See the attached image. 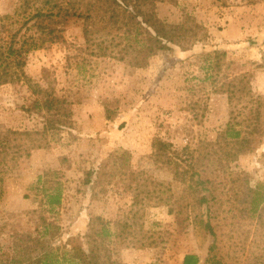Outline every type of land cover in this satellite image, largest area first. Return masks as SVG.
<instances>
[{
  "label": "rangeland",
  "instance_id": "1",
  "mask_svg": "<svg viewBox=\"0 0 264 264\" xmlns=\"http://www.w3.org/2000/svg\"><path fill=\"white\" fill-rule=\"evenodd\" d=\"M17 5L18 0H0V16L7 25L15 24ZM144 11L172 24L190 15L205 26L210 38L189 52L175 49L140 57V66L135 67L130 57L120 61L94 55L96 46L88 48L83 23L71 22L66 34L69 44L37 52L25 66L28 78L42 83L47 78L56 94L71 103L73 128L55 134L42 136L43 118L32 109L34 98L26 85L0 87V149L5 146L8 155L5 195L0 202V244L6 246L15 232H35L40 198L28 188L38 176L48 186L53 180L62 185L63 206L57 221L62 235L58 240L74 241L87 252L95 246L90 236L97 237L101 227L99 222L91 224V218L126 220L131 216L136 185L148 181L152 191L158 184L163 188L147 202L131 234L109 243L112 261L181 264L186 255L196 254L200 264H208L218 251L210 249L214 237L192 226L183 230L169 213V206L187 199L188 192L163 165L162 145L171 144L168 151H179L191 144L197 152L198 174L222 183L221 254L236 256L239 244L242 261L253 254L264 264V233L251 228L243 243V231L236 227V209L227 213L236 190L250 193L264 181V132L254 134L248 127L255 102L264 101V0L149 2ZM122 44L117 38L116 50ZM210 50L227 52L220 76L202 69L204 65L196 57ZM232 83L241 88L237 94L235 89L233 97L213 93L215 87ZM261 113L264 126V104ZM26 131L32 132L34 141L18 135ZM227 143L231 144L229 150L241 145L244 152L218 177L214 167L201 161V155L223 152ZM18 144L21 153L15 148ZM100 164H108L105 193L101 188L85 191V174ZM96 192L100 193L94 197ZM113 232H118L116 227ZM151 233L162 243L156 248L140 247L138 241ZM104 250L96 255L104 256Z\"/></svg>",
  "mask_w": 264,
  "mask_h": 264
},
{
  "label": "trees",
  "instance_id": "2",
  "mask_svg": "<svg viewBox=\"0 0 264 264\" xmlns=\"http://www.w3.org/2000/svg\"><path fill=\"white\" fill-rule=\"evenodd\" d=\"M149 2L174 4L176 0H18L14 25H7L0 16V87L19 84L28 87L34 98L32 109L38 111L43 118L44 135L42 136L73 128V113L68 98L57 95L47 82V78L43 80L46 83L28 78L25 69L28 59L37 52L50 51L55 46L69 44L66 34L71 22L74 21L83 23V34L88 48L96 46L94 55L104 58L114 57L120 61L130 57L135 67L140 66V57L150 58L158 53L175 49L189 52L196 47L195 44L209 40L205 26L196 22L190 15H186L180 23H168L158 18L157 14H148L144 11L145 5ZM117 38L124 42L120 50H116ZM196 57L204 65L202 69L211 71L212 75L220 76L227 52L210 50ZM235 89L237 94L241 88L235 83L222 84L219 88L215 87L213 93L228 94L229 97H233ZM255 104L257 108L252 113L254 116L251 120L253 125L248 124V127L252 129V133L262 134L264 126H262L261 108L264 101L258 100ZM18 135L33 140L32 132L26 131ZM1 146L0 202L5 195L3 183L8 173L7 148ZM229 146H231L229 143L225 145L226 148L223 146V152L204 154L202 152L201 161H207L214 167L218 177L227 172L231 163L238 162L244 152L241 145L230 150L227 148ZM162 147L163 165L181 180L188 192L187 199L169 206V213L176 216L183 230L192 226L200 231L209 232L214 237L210 249L212 251L218 249V251L211 255L208 264H260L253 254H248L242 261V256L238 254L239 244H236V256L228 252L221 254L222 223L219 219L225 204L221 199L224 193L220 192L222 183L219 179L212 180L198 174V159L195 157L197 152L192 149V145L188 144L179 151H168V148L172 147L171 144H163ZM15 148L17 153H21V144ZM127 154L128 152L124 153ZM107 168L108 164H100L85 174L82 183L85 191L87 188L93 191L101 188V192L105 193L103 182ZM190 169L195 172L192 174ZM158 188H163V185L158 184L152 191L148 181L138 182L132 194L131 216L126 220L107 221L100 216L91 218V224L99 222L101 227L100 231L95 233L97 237L90 236L95 246L87 252L81 246L75 245L74 241L58 240L62 235L57 224L63 206L62 185L61 182L53 180L52 185L48 186L43 182V177L38 176L28 190L36 191L35 197L40 198V222L34 233L15 232L9 235L6 246L0 244V264H119L118 261H112L109 243L114 242L113 238H123L125 234H131L130 230L139 220V214L145 213L147 202L154 199L153 196L155 193L157 195ZM99 193L96 192L94 197ZM232 196L235 200H229L232 208L227 213L236 209L238 213L236 227L243 231L241 232L243 243L251 228L264 233V181L259 182L250 193L236 190ZM27 197L30 198V195ZM48 214L51 216L49 217ZM113 227L117 228V233L113 232ZM2 229L0 227V235H3ZM55 242L58 243L57 247H53ZM160 243L162 242L155 233L146 235L138 241L139 246L144 249L156 248ZM100 249H105L104 256L96 255ZM93 259L98 263H94ZM181 264H200V257L196 254H188Z\"/></svg>",
  "mask_w": 264,
  "mask_h": 264
}]
</instances>
